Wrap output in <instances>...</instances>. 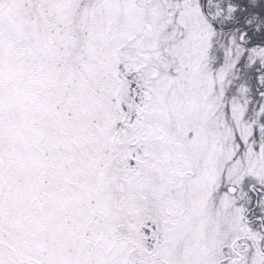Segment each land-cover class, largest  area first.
<instances>
[{"label": "snow or ice", "instance_id": "6c2138e0", "mask_svg": "<svg viewBox=\"0 0 264 264\" xmlns=\"http://www.w3.org/2000/svg\"><path fill=\"white\" fill-rule=\"evenodd\" d=\"M0 264H264V0H0Z\"/></svg>", "mask_w": 264, "mask_h": 264}]
</instances>
